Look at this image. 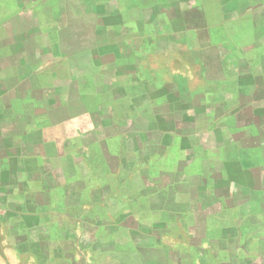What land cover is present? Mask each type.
I'll list each match as a JSON object with an SVG mask.
<instances>
[{
    "label": "rangeland",
    "instance_id": "rangeland-1",
    "mask_svg": "<svg viewBox=\"0 0 264 264\" xmlns=\"http://www.w3.org/2000/svg\"><path fill=\"white\" fill-rule=\"evenodd\" d=\"M35 1L45 6L34 12L37 19L69 23L52 51L58 56L55 51L62 47L73 54L69 65L58 61L52 67V84L54 93L72 98L78 90L80 99L61 103L71 116L65 124L60 106L45 103L37 91L13 95L6 117L50 113L42 121L45 128L37 126L38 133H45L34 138L38 151L31 148L25 122L0 118V127L6 128L0 130V264H253L250 248L223 244L222 227H235L249 214L246 236H251L264 223L257 217L261 201L238 199L235 208L242 216L219 215L223 194L209 200V176L214 175L209 146L226 142L230 152L224 157L236 160L235 145L252 146L258 135L216 134L209 130L207 113L209 78L223 82L219 96L236 97L239 80L248 82L246 73L226 65L230 52L238 54L237 65H261L264 71V0H117V18L109 15L111 0H70L69 7L61 0ZM82 3L85 15H78ZM99 17L102 23L94 24ZM166 17L171 22L161 24ZM173 28L183 29L185 38H168ZM95 45L100 55L133 47L131 59L118 56L122 61L114 80L109 79V55L94 66L88 50ZM203 61L209 71L201 70ZM60 66L70 67L69 79L67 68L62 72ZM124 68L134 75L125 76ZM74 78L77 89H67ZM170 85L179 87L184 101L203 93L205 103L197 100L196 118L174 121L152 110L146 94L160 88L169 92ZM187 109L184 114L192 116ZM246 122L231 121L236 131ZM164 127L177 135H159ZM218 166L239 175L235 161ZM217 186L222 192L226 185ZM31 212H37L36 225L25 232L32 226ZM213 217L219 223L209 232Z\"/></svg>",
    "mask_w": 264,
    "mask_h": 264
},
{
    "label": "crops",
    "instance_id": "crops-1",
    "mask_svg": "<svg viewBox=\"0 0 264 264\" xmlns=\"http://www.w3.org/2000/svg\"><path fill=\"white\" fill-rule=\"evenodd\" d=\"M8 1L9 0H4L0 2V52H2L3 56H6L3 62H1L0 59V118L2 121L4 118H8L7 120L12 119L25 122V126L28 127L27 130H29L30 133L28 135L29 137L31 136L30 144L33 146L31 148L38 151L40 146L37 142V138V144L34 141V138L37 136H44V130H42V135L41 132L38 133V127L43 129L45 124H43L42 121L50 117L49 111H45L43 116L38 115L37 113H30L22 114L20 117L17 114L6 117L5 113H8L11 110L10 102L15 93L22 89H25V91H27V89L28 91L32 89V91H37V93L42 96L45 103L48 101L56 102L62 110V117L60 119L66 121L64 122L65 124L70 122L71 116L64 114L65 106L61 105V103H64L65 101L69 103L71 102L70 99L79 100L80 97L76 94L78 93V90L73 94L74 96H72V99L69 97L71 94L67 95L63 92L64 95L62 94L61 96V93H54V85L52 84V78L56 75L52 67L56 65L58 61H63L66 65H69L71 55L73 54L66 52L62 47L57 48L59 50L58 53L55 51V54L58 56H55L52 51V45L55 43L54 41L62 39V32L66 29L69 23L63 19L62 22H57L52 19L49 20L48 18L44 21L42 20V16L41 19H37L34 12L39 8L45 7L43 6L44 4L39 1L33 0L28 4H26L25 0ZM61 2H63L65 7L70 6V0H61ZM82 4L81 8L80 4L78 5V15L80 12H82L80 14L85 15V11L82 10L85 4ZM97 4L100 8L102 7L101 2H97ZM109 8V15L117 18L118 9H120L117 0L109 1ZM112 10L113 12H111ZM97 15L100 16V14ZM101 18L102 17H99L94 24L97 23L100 25L102 23ZM168 22L171 21H169L167 17L166 20L164 19V21H160L161 24H166ZM81 24L84 25L83 22H81ZM144 24H147V21L142 23V25ZM141 27L143 28V26ZM176 29L177 28H173L170 30V34L166 33L167 36L169 35L168 38H185V32H183V29ZM196 30L199 31L198 28H196ZM110 31L113 34L116 33L112 28ZM200 31H202V29H200ZM94 35L96 36V32ZM130 45L132 46V44ZM92 48L93 49L88 51L89 54L93 56L94 66H97L95 64L98 61L101 62L103 56L109 55L110 63L113 62V71H111L113 73H111L109 78L111 80H114L115 75L117 74L118 61H122L118 60V56L125 55L129 57L128 59H131L129 55H132L134 50L133 47L128 46L127 48L121 47L120 50L118 48H111L108 55H100L101 50L98 49L96 45ZM189 51V56H193V51L191 49ZM83 52L86 54L85 52L87 51L84 50ZM228 53H224V56ZM231 54H233L234 57ZM2 55L0 54V57H2ZM237 55L238 54L235 52H230L226 59L228 60L226 65L230 68L236 67L237 73H246L245 76H247L248 82L242 83L239 80V93L236 97H229L224 94L219 96L218 91L223 89V82L209 78V88L212 87L211 91H209V114L207 113V117H209V128H211L209 130L215 131L216 134L221 132V135L232 136L236 133L238 135L243 132L249 133V131H253L252 133L258 135V141L252 146L235 145L238 154L236 160H226L227 158L224 157H227L230 152V145H227L226 142L224 144H216L213 147L209 146V172L212 174L211 171H214L213 178L209 176V200L213 198L215 199L214 195L218 196L222 193L223 196H221V198L223 202L220 204V209L223 211L222 213H219V215H222V217L227 216L228 218L242 216L240 215L242 213H240L241 208H235L236 204L240 202L238 199H243V201L248 198L260 200L259 209L262 211L258 213L257 217L262 218L264 222V209L262 208L264 207V203L262 202L264 199V71L261 69V65H251L249 63L246 65H237ZM96 57L99 58L97 61ZM120 59L123 58L121 57ZM60 64L62 65L63 63ZM208 66H210V64L206 65L203 61V64L200 67L202 71L203 69L209 71ZM126 67L127 66H125V68ZM66 68L68 70L67 76L69 79L71 76L69 70L71 69L70 67ZM66 68L60 66L62 72ZM127 70L128 69H125V71H123L125 72V76H129L130 74V76L134 75L132 70H130L129 73ZM78 81L79 80H76V78L69 81L67 89H75L78 87ZM172 85H170L169 88H171ZM219 85H221V87H219ZM173 88H171L169 92L160 91L162 90L160 88L150 90L149 94H146L152 97V110L156 112L157 115L172 118L174 121L186 118L192 119V117L196 118L197 100L200 99L201 105L205 103V99L202 100L203 93L198 94L200 92L196 91L195 93L197 94L194 93L195 95L192 96L189 101H184L179 87L174 85ZM157 91H160V93L157 94ZM27 93L30 94L29 92ZM186 108H188L187 112H189V110L192 111V116L184 114ZM200 109L205 112L203 106H200ZM98 112L99 111L96 113ZM96 113L91 112L88 113V115L91 119L96 120ZM236 119H244L248 122L244 124V127H239L238 131H236V128H233L234 124L231 123V121H235ZM3 128L5 127H0V130ZM168 129L170 128L168 127ZM168 129L167 127H164L162 132H159V135H177ZM178 147L181 148L182 144ZM16 148L18 149L19 147L17 146ZM0 149L2 150L3 148ZM65 150L67 149H60L59 151H61V153L58 155L64 157ZM226 161H235L237 163L238 168L240 169L239 175L230 176V174H227L226 171H223L222 168H220L221 166H218V163H224ZM223 173L225 174L223 175ZM243 175L245 176L244 179ZM236 179L238 180L237 185H235ZM218 183H225L226 185L225 188L223 187L224 189L222 192L218 190ZM33 200H36V198H33ZM231 200L235 201V203H229ZM36 216L37 212H31L33 220H30V223L32 226L28 225L25 228V232L36 225L37 220L34 221ZM247 216L250 217L249 214L243 216L244 218H242L235 227L233 225L222 227L224 234H222L221 239L223 244L227 247L240 250L250 248L248 252L252 253L250 254V258L253 260V264H259L264 260V223L259 227L256 226V229L253 230L251 236H246V233L249 232L247 228H250L247 225ZM228 218H222V222L230 224V219ZM216 219L217 218L214 217L209 219V232L215 229V221L219 223ZM233 240L234 242H232Z\"/></svg>",
    "mask_w": 264,
    "mask_h": 264
}]
</instances>
